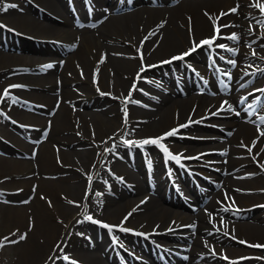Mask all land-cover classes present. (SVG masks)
I'll return each instance as SVG.
<instances>
[{
    "label": "bare ground",
    "instance_id": "bare-ground-1",
    "mask_svg": "<svg viewBox=\"0 0 264 264\" xmlns=\"http://www.w3.org/2000/svg\"><path fill=\"white\" fill-rule=\"evenodd\" d=\"M29 1L2 0L3 5L16 2L18 7L0 11L5 26L21 35L22 43L18 46L13 34L0 29V42L11 48L9 52L27 51L23 40L31 38L46 44L45 48L31 52L49 58L0 52V79H5L0 87V103L7 87L21 86L15 87L16 94L7 90L5 96L11 100L10 113L20 119L9 111L5 114L27 131L20 132L19 138L6 132L8 147L19 148L23 159L0 157L1 170L9 171L11 176L31 177L7 191L13 198L27 195L15 200L19 206H12L9 221L14 225H32L12 235L16 243H23L20 236L26 235L23 241L27 246L21 248L19 257L28 264H36L53 249L49 264H119V260L127 258L130 264H233L225 263L231 259H241L242 264H264V256L240 249L245 245H264V168L260 167L264 164V136L259 135L264 131V102L260 105L264 94L262 99L253 96L249 87L264 85V80L259 81L264 75V13L259 11L264 0ZM128 8L134 10L121 12ZM233 8H238V12L220 18L221 12ZM32 14L40 17L36 20ZM217 20L222 28L221 38L211 49L198 48L183 60L163 63L188 52L193 41L199 44L213 38ZM82 21L90 29H81ZM232 34L239 36L238 42L226 38ZM219 44L225 48L217 47ZM57 48H76V52L66 59H54ZM210 52L220 62L219 67L217 62L213 63ZM230 60L236 61L235 66ZM48 64L53 66L51 70L37 71ZM181 73L185 80L176 79ZM169 86L175 92L171 97H163L160 92L168 91ZM197 89L210 96L195 93ZM250 97H255L251 104L239 107ZM258 104L260 115L253 112ZM256 122L262 123V128L255 127ZM80 123L92 124L97 130L105 126L109 135L103 136L106 130L96 133V138L91 131L88 136L82 135ZM186 123L192 131L186 133L192 138H182L187 145H179L180 139L165 145L192 167L219 164L220 176L215 185L222 184L227 193L205 190L202 194L196 188V193L183 203L184 198L174 193L164 176V165L159 163L164 157L162 151L155 145H146L147 155L136 153L135 146L130 148L124 143L134 141L138 145ZM31 130L47 134L46 143L38 149L28 145L31 140H39ZM205 130L212 133L205 134ZM95 147L105 152L99 166H92ZM219 154L226 158H216ZM147 165H152L148 173ZM223 175L225 179L221 178ZM95 179L100 188L93 191L88 186ZM192 181L193 177H183L184 186L179 184L185 196ZM202 197L211 200L206 207L210 210L208 216L188 215L175 209L186 207L189 213L195 211ZM32 200L29 209L28 201ZM52 200L60 217L68 219L66 233L56 230L64 221L48 216L46 207ZM252 208L259 213L250 222H231L238 211ZM213 221L231 226L237 233L214 229ZM103 224L114 233L118 227H127L161 237L169 247L182 248L181 256L176 258L170 250H156L146 241H130L124 234L119 236L126 237L122 238L124 242L121 238L111 240V231ZM103 232L109 238H102ZM185 240L193 244L190 252L189 246L183 244ZM212 247L221 254H209ZM142 254L151 261L141 259ZM65 255L68 260H64Z\"/></svg>",
    "mask_w": 264,
    "mask_h": 264
},
{
    "label": "rangeland",
    "instance_id": "rangeland-1",
    "mask_svg": "<svg viewBox=\"0 0 264 264\" xmlns=\"http://www.w3.org/2000/svg\"><path fill=\"white\" fill-rule=\"evenodd\" d=\"M16 1L18 3H20V0H16ZM14 3H16V2H14ZM26 3H31V2L29 0H27ZM32 15H33V18L38 20V17H39L38 15H36V14H32ZM0 23L5 24V20L3 17H0ZM89 34L93 35L95 33L90 32ZM23 41H24V43H26V45H28L26 47L27 51L22 52L18 49H15V51H17L18 53H16L15 51L9 52V50H11V48H9L8 46L5 47L2 43H0V52L1 53L3 52L6 55L10 54V53H15L16 55L17 54L31 55V56H34L35 58H38V59H42V58L49 59L48 57H45L46 54L42 55L36 51L31 52V49L37 48V50H39L41 47L42 48L44 47V45H42L41 41H35V40H27L26 41V39H24ZM15 42L19 46L21 41L20 40L17 41V38H16ZM54 51H57V53L61 56H57L58 54H54V56H52V57L54 59H60L61 60V59H66L70 55H73V53L76 52V49L68 50L66 48H57V49H54ZM51 69L52 68H45V69L40 68V69H37V71L42 72L43 70H51ZM83 72H84V70H83ZM84 75L87 76V74H84ZM181 78H185V76L182 75ZM4 83H5V79L4 80L0 79V87H2ZM8 88H9V93L11 92L12 95L16 94V91L18 90V88H16V89L13 87H8ZM73 88L79 91V88H77L75 86H73ZM258 88H261V87H258ZM168 90H169V92H172L174 89L169 88ZM14 91H15V93H12ZM164 95L171 96V94L168 92L164 93ZM249 101L250 100L243 102V105H247L249 103ZM2 102L3 103H2V106L0 108V157L1 158L7 157V158H11V159L20 160L23 158V156L21 155L19 148H15L14 146L8 147L7 142H6V139L8 138L6 135V132H10L11 135L15 136L16 138H19L18 136H19L20 132L22 134V132L27 133V131L24 130V128H21L22 126H21L20 122H14V120L9 118V116L5 117V112L9 111L8 106L11 104L10 98L9 97L4 98L2 100ZM8 113H10V111ZM10 114L13 115L12 113H10ZM13 117L20 119L14 115H13ZM222 119L225 120L224 118H222ZM87 120L90 121V118H88ZM84 124L85 123H82V124L80 123V125H81L80 131H81L82 135L84 134V135L88 136L90 133L89 131H91L92 135L95 136L94 138H96V135H98V132H102L103 130H106L105 126L99 127V130H97V128H94L92 126V124H87V125H84ZM108 131L106 130V132L103 134V136H105V137L108 136L109 135ZM33 133L36 136V138H39L41 140L46 138L44 136V133L40 130H35ZM206 133H211V132L207 131ZM103 136H101V137H103ZM99 137H100V135H99ZM180 144L183 145L184 143H180ZM209 144L210 143H208V145ZM103 156H104V150H100V149L95 147L94 162L92 163V166H94V164H95V166L101 165ZM211 166L212 167H210L209 170H208V168H206V169L204 168V170H203L205 172H209L212 174V176L209 177L210 180H209L208 185H206L204 188L210 189V190L212 189V191H214V192H216L217 190L220 191L221 184L219 185V187L217 185V188H216V186H215L216 181H214L215 178L218 176V173L216 170V163L211 164ZM101 168L103 169L104 166ZM29 178H31V177L30 176H25V177L20 176L19 177V176H17V174L11 176L9 174V171L5 172V170L0 169V264H28V262H26L24 259L20 258L18 255L21 248L26 247L27 243L22 241L23 243L11 244L9 242V241H13L12 235L15 234V232L18 233L19 231H21L23 228H26V227L30 229V227L32 226L31 223L30 224L29 223H26V224L23 223V224H19V225H14L13 223L9 222L11 219V216L13 214V212L11 211L12 206L13 207L19 206L18 205L19 202L15 201V200L27 197V195L22 194L18 198L17 197L13 198L11 194L7 193V191L14 188L15 186H18L19 181L29 179ZM96 181L93 183V185L90 184V186H88V187H90L89 188L90 190L94 189L93 191H96L100 188V185H99L100 183H98L97 179H96ZM21 201H23V200H21ZM205 201H207V200H205ZM201 202H202L201 203L202 208L199 209V214L202 213V215H204L205 213L203 211L206 209V206L204 207L203 205L206 203H204V201H201ZM32 203H33V200L28 201L29 209L32 208ZM51 203L52 204H50V205L48 204L46 207L48 210L47 211L48 216L50 217V219L55 217V219L58 218V219L64 221V225L58 224L59 226L56 227V230L60 231V233H66L68 228H69L68 219L67 218H61L60 217L61 214H60L59 209H57V207H54V205H53V200L51 201ZM61 204L65 205V202H62ZM21 205H24V204L21 202ZM171 209H173V208H171ZM175 209H177V211H179V212L182 211V212L187 214V211H183L180 207L179 208L175 207ZM258 213H259L258 209H255V208H254V210L252 209L251 211L248 210V211H244L242 213L238 211L237 216L234 217V219H232V221L231 220L230 221L233 223H248ZM199 214H195V215H199ZM231 218H232V216H231ZM211 227L219 228L221 230V232L227 230L226 226H223L222 224H220V222H217V221L213 225H211ZM230 230L233 231L234 233H237L235 231L236 229H234V228L233 229L230 228L229 231ZM253 240H250V242H252ZM257 243H261V242L259 241ZM240 249L250 250L252 252H255L256 254H259L260 256H264V248H255V247L253 248V247L241 246ZM209 250H211L212 253L218 252V250L213 248V247L210 248ZM47 254H48V256L51 254L50 257H47ZM47 254L44 258H42L43 260L40 259L39 261H37L36 264H49L50 263L49 260H51V258L54 256V250L53 249L48 250ZM144 258L149 259L147 256H144ZM127 264H129V263H127ZM245 264H250V263H245Z\"/></svg>",
    "mask_w": 264,
    "mask_h": 264
},
{
    "label": "snow or ice",
    "instance_id": "snow-or-ice-1",
    "mask_svg": "<svg viewBox=\"0 0 264 264\" xmlns=\"http://www.w3.org/2000/svg\"><path fill=\"white\" fill-rule=\"evenodd\" d=\"M18 6L15 5V4H7V5H3L2 4V0H0V11H7L9 8H17ZM259 11H261L262 13H264V6H260L259 7ZM238 12V8H233V9H230L229 12L227 13H224V12H221L220 13V18H222L223 16H226V15H230V14H233V13H237ZM205 15H209L208 13H205ZM189 24H191V18H189ZM0 27H6L4 25H0ZM222 27H230V25H223ZM221 26H219L218 24V20H217V23L214 24V32H215V35L213 38H209V39H204L202 40L199 44H197L195 41H193V47L188 51V52H185L184 54H182L181 56H176V57H173L172 60H169V61H164L163 63H172L173 60H183L186 56H189L191 55L193 52H196L198 48H204V47H207L209 49L212 48V46L216 43V40L220 39L221 36H220V33H221ZM189 31L191 32V28H189ZM227 39L233 41V42H238L239 41V36H237L236 34H232L228 37H226ZM217 47L221 48V49H224L225 48V45L223 44H219L217 45ZM228 51L230 52H233V55H235V52L232 50V49H228ZM253 56L256 55L255 51H253L252 53ZM140 59L143 60V54H141L140 56ZM230 64H232L233 66H235L236 64V61L235 60H230L228 61ZM45 68H52L53 66L51 64H48V65H45L44 66ZM154 67V66H153ZM229 79H231V76L229 75ZM13 87H21L19 85H14ZM225 88L227 87V85L224 86ZM260 91H264V90H260ZM8 95V92L7 90L4 92V96H7ZM13 102L15 103V100L13 99ZM129 101H125V103H128ZM225 104H227V101L224 102ZM249 107H252L251 105H249ZM237 115H240L239 112L236 113ZM124 115H125V118L127 117V108L124 109ZM127 122V120L125 119V123ZM191 123V121H190ZM262 123H264V120H262ZM189 127V123H186V124H183V125H180L178 128H174L170 131H168L167 133H165L163 136H160L158 138H149V139H144L142 141L139 142V144L137 145L136 142H129V141H124L125 144H127L130 148L133 147V146H139L140 148H144L146 145H155L156 147H158L166 156V158L168 160H173L175 161L177 164H180V160H181V156L180 155H173L168 147L163 143L164 140H166L167 138L169 137H176L178 132L180 131V129H183V128H187ZM259 135L260 136H264V131H260L259 132ZM255 144V142H254ZM250 153L252 152V148L249 147L247 149ZM187 159H199V157H188ZM181 167H183V165H181ZM261 168H264V164L260 165ZM89 179H91V177H89ZM226 199H227V195H226ZM86 219L88 220H92V217L91 216H87ZM93 223H99L98 221H92ZM103 227L105 228H109V225L107 224H103ZM109 230H111L109 228ZM120 231H129V229H126V228H120ZM225 235H227V233H225ZM233 239H235V237H232ZM20 240L23 241V240H26V235H21L20 236ZM10 243H16L17 241H9ZM239 243H242V244H247L246 241H239ZM249 247H255V248H264V245H260V244H255V245H247ZM64 260H68V256H64L63 257ZM225 259H227V257H225ZM73 264H75V262H73Z\"/></svg>",
    "mask_w": 264,
    "mask_h": 264
}]
</instances>
